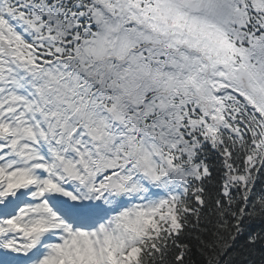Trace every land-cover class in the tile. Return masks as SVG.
Returning <instances> with one entry per match:
<instances>
[{"label": "snow or ice", "instance_id": "6c2138e0", "mask_svg": "<svg viewBox=\"0 0 264 264\" xmlns=\"http://www.w3.org/2000/svg\"><path fill=\"white\" fill-rule=\"evenodd\" d=\"M0 264H264V0H0Z\"/></svg>", "mask_w": 264, "mask_h": 264}]
</instances>
